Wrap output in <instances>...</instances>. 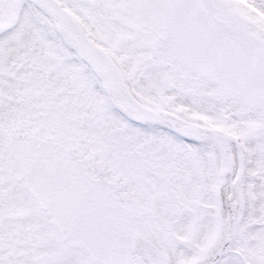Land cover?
Returning <instances> with one entry per match:
<instances>
[{
    "label": "snow or ice",
    "instance_id": "snow-or-ice-1",
    "mask_svg": "<svg viewBox=\"0 0 264 264\" xmlns=\"http://www.w3.org/2000/svg\"><path fill=\"white\" fill-rule=\"evenodd\" d=\"M0 264H264V0H0Z\"/></svg>",
    "mask_w": 264,
    "mask_h": 264
}]
</instances>
